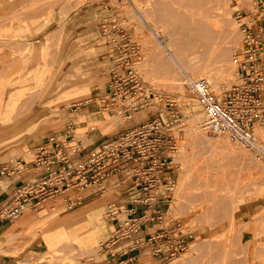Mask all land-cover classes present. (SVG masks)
<instances>
[{
  "label": "rangeland",
  "instance_id": "374dc122",
  "mask_svg": "<svg viewBox=\"0 0 264 264\" xmlns=\"http://www.w3.org/2000/svg\"><path fill=\"white\" fill-rule=\"evenodd\" d=\"M253 2V0H0L1 103L2 82L4 83L3 101L10 91H18V89L21 91L20 103L16 105L12 116L19 115L20 111L17 109L34 94L33 97H36L34 104H38V118H55L54 125L46 128L42 133L45 134L48 129H60L65 123L72 122L75 124V142L79 140L85 144H90L88 137L86 138L88 130L93 140L97 139V142L104 143L107 137L128 130L140 122L146 123L151 117L168 123L169 130L183 125L200 110L195 99L187 93L186 86H182L181 89L177 84L166 82L167 77L162 73L171 71L174 75L178 74V78L183 79L184 82L188 79L187 70L196 73L197 68L190 63V59L197 54L196 50L202 51L204 47L199 45L201 43L190 42L189 34L196 31L198 27L202 30L204 25L211 24L212 29H216L214 47L225 46L224 43L230 38L236 44L234 51L227 56L228 65L231 64L229 67L232 69L229 76L231 83L224 85L223 92L237 83V71L233 59L241 52L242 36L235 21V15L251 12ZM92 13L99 16L97 20ZM78 19L82 27L74 29L68 37H65L69 34L70 27L74 28L75 21ZM111 24H116L118 29L128 34L130 46L136 54L132 58V67L142 89L136 91L133 99L129 98L123 103L115 102L112 106L109 105V110L113 113L108 114L103 108L106 103L102 96L107 88L109 72L117 62L113 63V59L118 60L115 52L120 49L119 45L126 43V41L120 42L122 38L120 32L110 31L119 44L115 48V43H111L110 38L102 34L103 26H109L110 29ZM167 40L172 41V45L178 50L176 52L182 59L180 62H186L187 65L180 63L181 68L172 64V59L163 50ZM91 47L97 51V65L89 91L87 90L88 97L85 95L81 100L53 102L57 98L55 92L51 93L56 86V79L60 80L64 69L74 68L78 59L87 54ZM202 59H204L202 62H206V57ZM37 63L45 66V71L48 70V79L40 88H35V80L27 77V73L33 70ZM73 68L67 72L65 81H69L68 76L72 74ZM62 80L64 79L61 78L60 81ZM66 86L65 84L61 88L64 89ZM210 91L213 90L210 89ZM149 93L150 95H147ZM145 95L149 99V106L143 109L137 107L129 118H125L124 107H135V103ZM219 95L220 93L217 92L214 97L218 98ZM221 96L223 97L224 94ZM81 116L84 119H81L82 121ZM106 119L111 120L113 126L111 130L102 132L97 123ZM25 122L26 120L23 124ZM23 124L3 133H13L12 129L18 130ZM29 126L25 125L24 129ZM260 129L264 131V128ZM18 133L21 134V131L16 134ZM204 133L205 141L192 144L188 133L182 132L178 137H171V132L168 131L167 137L171 144L169 154L171 182L166 187L168 202L164 211L167 212L160 226L167 230L170 240L176 242V245H173L169 251L171 255L166 259L152 256L149 246L142 245L143 252L139 262L135 264H264V175L259 176L258 174L261 173L259 169H255L256 173L258 172L256 174L254 168H249L250 166L243 162L239 164L240 170L235 171L239 173H233L234 175L232 173L229 175V171L224 174L219 173L218 163L225 154L221 150L215 154L211 150V145L219 144L220 138L228 139L213 136L207 131ZM118 136L119 134L115 137ZM11 137H13L11 134L5 138L2 137L0 144L4 145L5 140ZM228 142L233 145L232 149L248 151L229 140ZM29 144L30 142L27 141L7 150L6 154L0 157V161H4L2 164L7 165L20 157L27 161L33 160L32 149L34 148H30L32 146ZM249 153L256 155L255 157L264 164V159L259 155L252 151ZM116 180L113 177L104 182L103 194L87 196L92 192L91 190H86V194H75L78 198H85L81 200L80 205H76L68 213L61 210L67 195V192L63 191L56 201L48 202L51 204H43L35 209L28 206L29 208L23 214L11 220L10 232L15 235H9L8 242L0 247V257L13 258L16 264L39 263L37 256H42L49 264H100L106 261L108 254H120L128 247H133L131 241H128L130 243H120L123 240L117 243L111 242L117 226L110 220L108 208L111 205L113 207V198L127 197L126 190H120V187L114 189ZM114 191H118L119 194ZM233 197L238 202V210H233ZM52 207H55V210ZM101 208L105 226L108 228V235L104 239L82 249V252L75 249L72 242L63 240L47 252L39 232L44 219L58 221L71 214L77 215L89 209L96 211ZM230 212L235 218L236 228L233 224L230 227L232 223ZM125 215L124 211L119 214V220H125ZM138 216H141V213ZM22 221L24 222L19 225ZM76 222H73V226ZM152 225L157 227L156 224ZM83 231L86 232V229L80 233ZM234 245H236L235 248ZM93 247L95 250L91 249Z\"/></svg>",
  "mask_w": 264,
  "mask_h": 264
},
{
  "label": "built area",
  "instance_id": "2783aa9c",
  "mask_svg": "<svg viewBox=\"0 0 264 264\" xmlns=\"http://www.w3.org/2000/svg\"><path fill=\"white\" fill-rule=\"evenodd\" d=\"M253 1L251 12L235 15L242 36L241 52L233 59L237 83L223 92L222 99H216L210 93L204 80H188L186 90L203 114L209 134L225 137L264 158V144L256 134L257 129L264 128V0ZM110 31L120 32V42L126 43L119 45ZM102 34L115 43V48L120 46L115 52L118 60L109 72L102 96L106 103L104 110L112 114L109 105L133 99L142 87L132 67V58L136 54L128 34L116 24H111L110 29L103 26ZM148 101L145 95L135 107L125 106L123 116L129 118L137 107L149 106ZM168 131V123L152 118L86 153H83L85 143L75 142L72 128L61 136L47 138L45 143L32 149L33 160L20 157L0 166V176L9 178L24 173L25 164L32 165L38 172L36 178L14 190L11 199L0 210V217L14 220L29 207L35 209L44 202L55 201L62 191L67 192L63 209L70 211L84 199L75 194H84L86 190L92 191L89 196L103 194L104 182L115 177L114 189L127 186L128 197L120 205L108 208V216L117 226L111 242L130 239L144 224L160 220L161 209L168 202L166 187L171 182ZM123 211L126 219L119 220ZM139 213L141 216H137Z\"/></svg>",
  "mask_w": 264,
  "mask_h": 264
},
{
  "label": "crops",
  "instance_id": "0c3cea01",
  "mask_svg": "<svg viewBox=\"0 0 264 264\" xmlns=\"http://www.w3.org/2000/svg\"><path fill=\"white\" fill-rule=\"evenodd\" d=\"M92 14L95 20H97L99 16L94 13ZM78 20L75 21L77 25L75 24L73 29L70 28V32L68 36L72 33V30L82 27L80 24V20L79 21ZM68 36L66 35L65 37H68ZM116 61H117L116 59H113V63H115ZM96 65H97V51L95 49H92L91 47V50L87 54H85L83 57L78 59V62L75 63L74 68L71 67L73 68L72 69L73 72L70 76H68L69 81H65V77L67 78L66 74L71 69L69 67L67 69H64L63 73L61 74L60 80L61 78L64 80L62 81L56 80V86L52 89L51 93L55 92L57 94V98L54 99L53 102L59 101V100H61V102L62 101L67 102V101H72V100H77V99L81 100L82 98H84L85 95H86L85 97H88L87 90L89 89L91 80L94 76ZM1 70H2V61L0 60V73H1ZM47 73H48V70L45 71V66H41V63H37L35 68L27 73V77H31L35 80L34 81L35 88L36 87L40 88L43 86V83L46 81V79H48ZM42 75L44 77H42ZM41 78H43V80ZM40 79L42 80V82L40 81ZM3 84L4 83L2 82V103H1V97H0V106L2 105V111L0 112V136L1 135L3 136L0 137V140L2 139V137L5 138L9 136L10 134L13 135V137H11L7 141L5 140L4 145L0 144V157H2L3 154H6L7 150H10L27 141H29L30 142L29 145L32 146L30 148H36L37 146L45 143L47 138L51 136H61V134H64L68 128H72L73 130H75V124H73L72 122H67L64 125H62V128L60 129L59 128L58 129L55 128L52 130L48 129L47 130L48 132H46L45 134L42 133L46 128L54 125L53 120L55 118H51V119H49L50 117L42 118V119L38 118V114H39L38 104L36 103L34 104V100L36 99V97H33L34 94L27 101H24L21 107L17 109V111H20L21 114L20 112H18L19 115L17 116L13 115L14 116L13 117L12 113L15 110L16 105L20 103L19 98H20L21 91L20 89H18V91L17 90L10 91L9 94L7 93L5 97V101H3L4 100L3 98L4 85ZM65 84L67 86L64 89L61 88V86ZM105 91L106 89L104 90V93ZM93 113H98V112H93ZM152 118L154 117L149 118L147 121L151 120ZM28 119L30 120L28 121ZM25 120L26 122L23 124ZM20 124H23L20 126L21 127L20 129L11 130L13 133H3L15 126L16 127L19 126ZM140 124H142V122L138 123L137 125L131 127L128 130L133 129L139 126ZM25 125H30V126L29 128L24 129ZM128 130H123L121 132H118L116 135L118 134L121 135L122 133ZM19 131H21V134L19 133L16 134ZM116 135L107 137L104 141L113 140L116 138L115 137ZM40 136L41 138L38 139L37 137H40ZM87 137L90 141V144H84L85 150L83 149L84 150L83 153H86L87 151L91 149H94V150L98 149L100 145L103 143V142H97L98 141L97 139L93 140V138L89 134V130L86 131V138ZM91 141H92V145H91ZM9 143H11V145H8ZM2 163H4V161L2 162L1 160L0 166L4 165ZM23 169H24V173L16 177L9 178L6 176H0V210L11 199L12 194L16 188L21 186L27 180L36 178L38 176V172L33 170L32 165L30 164L23 165ZM121 189L122 190L124 189L127 192V186L120 187V190ZM114 192H117V194H119L118 191H114ZM87 196H89V194ZM117 197L115 198L112 197L114 199L113 205L115 206L120 205L121 203H123V200H124V199H118L120 197L118 198ZM127 197H128V194H127ZM58 198L59 197H57V199ZM48 202H51V201L44 202V204H51ZM164 208L161 209L162 217L160 220H155V221L144 224L143 226L140 227L141 230L139 229L140 231L138 230V232L133 234L130 239L123 240L122 242H120V243H130L128 241H131L133 247H128V249L125 252L120 253V254L119 253L118 254H108L106 256V261L100 264H135V263H138L140 260L139 258L141 256V253L143 252V248H141L142 245L149 246L150 253L154 257L159 256L161 259H166L169 255H171L170 254L171 252L169 253V251H171L173 245H176V242H172L170 240L171 239L170 236H168L167 230H165L164 228L160 226V224L162 223V218L167 212V211L166 212L164 211L165 210ZM61 210L67 213L71 211V210L65 211L63 209V206L61 207ZM138 215H140V213ZM24 221L19 223V225H21ZM152 224H156L157 227L153 226ZM76 226L77 225H74L73 228ZM11 227H12L11 220H6L0 217V236H3L4 234L10 235ZM150 228L151 230H147ZM174 250H176V248H174ZM0 264H16V263L13 260V258L4 259L3 257L2 258L0 257Z\"/></svg>",
  "mask_w": 264,
  "mask_h": 264
},
{
  "label": "bare ground",
  "instance_id": "6f19581e",
  "mask_svg": "<svg viewBox=\"0 0 264 264\" xmlns=\"http://www.w3.org/2000/svg\"><path fill=\"white\" fill-rule=\"evenodd\" d=\"M207 8H206V10H207ZM208 12H209V10H208ZM222 15H224V14H222ZM208 22H209V20H208ZM204 23H206L205 20H204ZM208 25H209V27H207ZM204 26L205 27H203L202 30L198 29L199 28L198 27L196 31L191 32L189 34V38H188V40L190 42H194V43L198 42V44L201 43L199 45L204 47V49L202 51L196 50L195 53H197V54L193 55L192 59H190V63L195 65L196 68H197L196 73H193L191 70H187L186 74H187V78L188 79H186V82H184L183 79L178 78V76H177L178 74L177 75L176 74L175 75L172 74L171 71H164L165 73H162V74L167 77L166 78V82L171 83V84H177L178 87L180 86L181 89L183 88L182 86H184V87L187 86V82H188L187 80H200V79H204L205 78L204 81L207 83L209 91H210V89L213 90V91H210V93L214 96V94H216L218 92V93H220L219 96H221L223 94L222 93L223 89H225L224 85H228V84L231 83L229 76H230V72H231L232 69L229 67V65H231V64L228 65L227 56L230 55L231 51L232 52L234 51V49L236 48L235 47L236 44L234 42H232L233 40L232 41L230 40L232 38L229 39V37H228L229 41L224 43L225 46L219 47V45H218V47L217 46L214 47L213 46V42L215 40L214 37L216 38V36H215L216 35V29L215 30L212 29L213 26L211 24H207V25H204ZM205 28H207V29L205 30ZM71 29H73V27ZM224 29L227 30L226 28H224ZM227 35H228V31H227ZM186 38H187V36H186ZM183 39L185 40V38H183ZM189 41H186V42H189ZM183 43H185V42H183ZM224 44H222V45H224ZM189 45H192V44H189ZM189 45H188V47H189ZM179 46H181V44H179ZM182 47H184V46H182ZM163 50H165L166 54L170 57V59H172L171 60L172 64L174 63L175 65H178V66H180V63H181V65L182 64L187 65L186 62L185 63L180 62V60L182 61V59H181L180 55L177 54L176 51H178V50H176L175 46L172 45V41L169 40L167 43H165V46H164ZM204 56L206 57V59H205L206 62L204 61L205 64H202V63H204V62H202L204 60L202 58H205ZM183 68H184V66H183ZM219 96H218V98H216V97L215 98L216 99H222V96L221 97H219ZM81 117H80V120L83 119V117L82 118ZM97 124H98V127L101 129L102 132L111 130V128L113 126V122L111 120H107V119L106 120H101ZM94 127H95V125H94ZM205 131H206L205 119H204L203 114L201 112L195 113L193 118H191L190 120L186 121L183 125H180L178 127H174L173 129L169 130V132H171V134H170L171 137H178L180 135V133L182 134V132L188 133V137L190 138V141H192V144L193 143H200V142L205 141L206 140L205 133H204ZM256 134H257L258 138L260 139L261 143L264 144V131H262L261 129H257L256 130ZM219 141H220L219 144H212L211 145V150L215 154L218 153L217 151H220V150L225 154L224 157L220 158V161L218 163L219 166H220L219 167L220 168L219 169L220 170L219 173L224 174L226 171H229V175H231V173L232 174L235 173V171H238V169L240 170L241 166L239 167V164L241 165L242 162H243V164H246V165L250 166L249 168H251V169L254 168L253 170H254L255 173H256L255 169L256 170L259 169L258 171H261V173L258 174L259 176L261 174L264 175V164L255 157L256 155L254 156L253 153H249V152H251L250 150L246 149L248 151L247 152H243V151H240V150L232 149L233 145H231V143H229L228 140H225L224 138H220ZM216 148H219V150H216ZM262 159H264V158H262ZM216 171H218V170H216ZM251 172L254 173L252 170H251ZM236 173H239V172H236ZM237 175H239V174H237ZM182 177H184V176L182 175ZM258 177H257V179H258ZM222 178L224 179V177H222ZM250 178H252V177H250ZM259 179H261V178H259ZM250 182H251V180H250ZM227 189H228V187H227ZM255 190H257V189H255ZM234 197L232 198V201H233L232 202V205H233L232 207H233V210H238V208H237L238 207V202L235 201ZM229 202L231 203V201H229ZM229 205H231V204H229ZM57 206H59V205H56L55 207H57ZM55 207H52V208L55 210ZM92 209H89V210L84 211V212H82L80 214H77V215H72V214L69 215V216L67 215L68 217H66L64 219H60L58 221L49 220L48 218L44 219L45 221L41 222L43 224H41L42 226L40 225L41 228H40V230L39 229L38 230H39L41 236L43 237V241H44V243H45V245L47 247V252H49L52 249H54V246L58 242L63 241V240L72 242V244L74 245L75 249L81 251L82 249H84L86 247H90V246L96 244V242H98L99 240L104 239L106 237V235H108V228L105 226L106 224L104 222L105 220H104V216H103V213H102V208L101 209H97L96 211H94ZM220 209H221V207H220ZM223 210H225V209H223ZM233 210H232V212H234ZM221 212H222V209H221ZM224 213H225V211H224ZM230 213H228V215ZM221 216H223V215H221ZM225 216H226V214H225ZM230 217L232 219L231 220L232 223H231L230 227H232V224H233V227L236 228V224L234 222L235 218L233 216V213L230 214ZM226 218H227V216H226ZM73 222L78 223V224H76L77 226L75 227V229H72L73 228ZM84 229H86V232L83 231V233H80ZM230 230H231V228H230ZM227 231H229V230H227ZM238 232H240V231H238ZM10 235L13 236L14 234L10 233ZM8 237H9V234H4L3 236H0V247L4 246L8 242V240H9ZM235 247H236V245H234V248ZM91 249L95 250L94 247L91 248ZM91 249H89V250H91ZM43 253H45V255L47 254L46 252H43ZM236 256H234V257H236ZM36 258H37V261H39V263L37 262V263H32V264H49L45 258H42V256H37ZM44 260H46V261H44Z\"/></svg>",
  "mask_w": 264,
  "mask_h": 264
}]
</instances>
